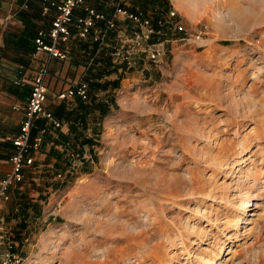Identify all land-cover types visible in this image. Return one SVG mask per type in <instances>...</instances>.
<instances>
[{
	"label": "rangeland",
	"instance_id": "374dc122",
	"mask_svg": "<svg viewBox=\"0 0 264 264\" xmlns=\"http://www.w3.org/2000/svg\"><path fill=\"white\" fill-rule=\"evenodd\" d=\"M158 2L165 57L2 200L0 258L264 264V0Z\"/></svg>",
	"mask_w": 264,
	"mask_h": 264
},
{
	"label": "crops",
	"instance_id": "0c3cea01",
	"mask_svg": "<svg viewBox=\"0 0 264 264\" xmlns=\"http://www.w3.org/2000/svg\"><path fill=\"white\" fill-rule=\"evenodd\" d=\"M52 1L0 0V182L11 171L10 159L15 152L13 141L20 133L32 83L43 67L48 68L45 79L46 108L62 123L70 124L62 130L48 128L40 146L32 150L34 165L38 166V159H44L45 164L40 167L47 169L50 167V160L54 164L58 163L52 158L55 154L60 157L56 152L58 144L66 147L76 142L85 128H91L89 121L102 117L104 110L109 109V101L113 102L116 92L117 76L128 75L129 70L146 66V60L142 57H136L131 65L116 66L114 52L133 34L131 23L121 18H116L117 28L106 33L99 41H94L93 37L105 30V23H99L87 39L80 38L76 28L72 26L68 41L58 43L59 49L67 52L66 60L52 58L46 52H37L36 40L39 33L49 32L57 16L56 7L51 5ZM86 5L109 18L113 17L115 8L119 5L131 11L141 10L150 17L159 8L158 0H87ZM81 16H84L82 10L74 12V19ZM45 42L51 44L50 39H45ZM81 83L88 85L87 101L79 97H59ZM45 126L43 118L36 120L32 131L33 140ZM68 129L69 134L61 133ZM31 167L25 169L24 180ZM22 182L10 188L11 196L16 190H22ZM4 203L0 199V213L5 208ZM4 221L5 217L0 220V229L5 224ZM11 229L6 226L7 231Z\"/></svg>",
	"mask_w": 264,
	"mask_h": 264
},
{
	"label": "built area",
	"instance_id": "2783aa9c",
	"mask_svg": "<svg viewBox=\"0 0 264 264\" xmlns=\"http://www.w3.org/2000/svg\"><path fill=\"white\" fill-rule=\"evenodd\" d=\"M87 0H53L51 5L56 7L57 16L49 32H40L36 40L37 52H46L52 58L66 60L67 52L58 47L59 42L68 41L71 36V27L74 26L78 36L87 39L91 36L92 31L101 22L105 23V30L94 35L93 40H102L106 33L117 28L116 18L130 22L133 27V34L125 40L129 48L121 47L114 52V60L122 64H132V51L130 47L146 53L149 59L157 63L166 55L163 43L160 42L164 29L168 25L166 17L152 18L147 16L141 10L131 11L122 6L115 8L112 18L96 9L86 5ZM172 1V0H168ZM82 10L84 16L74 19V12ZM174 15V13H170ZM172 17V16H171ZM171 23V22H170ZM204 32H200L195 39H201ZM45 39H50L51 44H46ZM48 75V68L43 67L32 83V91L25 107L24 120L22 122L20 133L14 139L13 145L15 152L10 159L11 171L0 182V199L8 202L10 200V188L24 180V171L31 167L34 162L32 150H36L43 141L48 128L62 130L68 128L69 123H62L54 114L47 110V87L45 79ZM61 99L79 97L83 101L89 99L88 85L86 83L77 84L65 93L59 96ZM43 118L46 126L40 131L35 140L32 139V131L36 120ZM34 141V143H33ZM0 264H24V259L20 254L15 252L12 246L0 258Z\"/></svg>",
	"mask_w": 264,
	"mask_h": 264
},
{
	"label": "bare ground",
	"instance_id": "6f19581e",
	"mask_svg": "<svg viewBox=\"0 0 264 264\" xmlns=\"http://www.w3.org/2000/svg\"><path fill=\"white\" fill-rule=\"evenodd\" d=\"M249 203V202H248ZM249 205V204H248ZM250 205H251V202H250ZM245 208V207H244ZM242 213V212H241Z\"/></svg>",
	"mask_w": 264,
	"mask_h": 264
},
{
	"label": "trees",
	"instance_id": "16d2710c",
	"mask_svg": "<svg viewBox=\"0 0 264 264\" xmlns=\"http://www.w3.org/2000/svg\"><path fill=\"white\" fill-rule=\"evenodd\" d=\"M32 139H33V137H32ZM85 143H86V142H84V145H85Z\"/></svg>",
	"mask_w": 264,
	"mask_h": 264
}]
</instances>
